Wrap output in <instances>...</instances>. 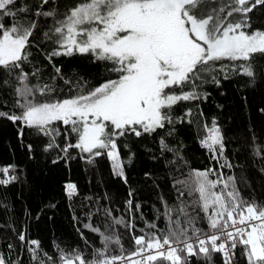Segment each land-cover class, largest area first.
Wrapping results in <instances>:
<instances>
[{
	"label": "trees",
	"instance_id": "obj_1",
	"mask_svg": "<svg viewBox=\"0 0 264 264\" xmlns=\"http://www.w3.org/2000/svg\"><path fill=\"white\" fill-rule=\"evenodd\" d=\"M77 2L49 0L40 9L42 0H17L13 6L25 5L29 9L17 13V19L36 22L27 49L31 55L22 63L24 72L29 73L28 84H47L54 89L48 96L36 95L37 101L73 95L77 81L86 82L91 88L117 78V74L109 71L111 65L94 59L91 53L74 51L72 55L48 59V54L58 48L55 37L48 39L44 35L49 32L53 18L36 17L34 13L37 9L54 8L61 17ZM229 3L230 0H205L202 8L219 9ZM228 10L225 7L220 14L222 19ZM240 18L239 14L228 17L229 20ZM4 22L7 24L8 18ZM246 24L247 32L264 31V5L258 4L247 13ZM53 65L61 69L64 79L56 75ZM253 69L254 79L243 75L240 69L237 71L241 74L229 72L227 79L224 73H213L219 84L206 76L203 83L196 82L194 89L191 86L184 89L196 91L200 98L173 105L172 124L166 123L163 129L139 137L134 134L119 137L116 143L124 164V177L114 173L106 149L100 150L102 154L98 156L74 147L65 152L66 145L76 143L77 138L66 133L59 122L55 125L59 134L53 141L35 128L22 126L20 121L13 123L0 117V169L11 166L8 176L16 177L7 185H0V256L6 264H62L61 255L74 252L88 261L105 247L109 257L132 256L138 247L134 238L141 235L162 236L169 228L179 227L187 229L188 236L194 238L192 225L188 223L190 218L195 228L210 232L207 216L196 203L198 193L190 194L189 186L176 183L188 180L189 174L196 170H215L209 177L213 180L221 173L224 179L234 177L243 200L264 206V55H255ZM17 74L18 70L9 73L0 69V112L22 111L15 106ZM65 80L73 81L72 92ZM213 121L224 138L223 156L209 152L201 144L207 133L205 125L210 128ZM161 139L167 148L161 147ZM49 143L59 147L48 148ZM214 155L219 159H214ZM225 159L231 167L221 168ZM2 178L4 173L0 172ZM68 182L76 185L71 196L66 191ZM222 187L219 185L216 191ZM211 214L210 209L207 215ZM117 220L124 222L116 223ZM93 228L100 232L92 231ZM21 235L24 240L20 239ZM105 236H110L112 242L106 245ZM117 239L119 244L115 243ZM32 241H37L39 246ZM234 253V264H248L242 245L237 244ZM154 264L170 262L158 260ZM188 264L225 262L222 253H211L210 258L189 257Z\"/></svg>",
	"mask_w": 264,
	"mask_h": 264
},
{
	"label": "snow or ice",
	"instance_id": "obj_2",
	"mask_svg": "<svg viewBox=\"0 0 264 264\" xmlns=\"http://www.w3.org/2000/svg\"><path fill=\"white\" fill-rule=\"evenodd\" d=\"M16 3L17 0H0V69L9 73L18 70L15 106L22 111L19 114L0 112V117L13 123L20 121L22 126L35 128L53 141L59 134L55 126L59 122L66 133L75 134L77 138L76 143L66 145L65 152L74 147L98 156L102 154L100 150L106 149L114 173L121 177H124V164L116 143L119 137L127 134L139 137L163 129L166 123L172 124L173 105L200 98L196 91L184 89L190 86L194 89L196 82L203 83L206 76L219 84L213 73H224L227 79L229 72L241 74L237 71L240 69L243 75L254 79V57L264 55V31L249 33L245 30L249 27L247 13L258 4L264 5V0H230L225 6L230 10L223 19L220 14L225 7L205 11L202 8L205 0H78L61 17L54 8L41 11L49 3L42 0L34 15L53 18L51 35L49 32L44 35L48 39L55 37L54 43L58 45L48 54V59L72 55L74 51L91 53L94 59L111 65L109 71L117 74V78L91 88L86 82L77 81L73 95L37 101L36 95L48 96L54 89L47 84H28L29 73L24 72L22 63L31 55L27 49L36 22L17 19V13H26L29 9L25 5L14 8ZM234 14L241 18L229 20ZM4 18H8L7 24ZM223 61L241 63L225 65ZM53 68L56 75L64 79L61 69L55 65ZM65 83L72 92L73 81L65 80ZM205 128L207 133L202 146L223 156L225 145L220 128L215 121L210 128L207 125ZM22 131L23 128L21 134ZM47 147L59 145L49 143ZM161 147H168L163 139ZM219 156L213 158L219 159ZM223 167H231V164L225 159ZM10 168L0 169L4 173L0 185L15 180V176H8ZM214 171L196 170L189 174L188 180L176 181L189 186L190 194L198 193L196 203L206 214L211 232L195 228L190 218L188 223L192 225L194 242L187 229L179 227L169 228L162 236L135 237L138 247L132 255L141 259L131 260V264H154L158 260L188 264L189 257L210 258L211 253H222L225 264H231L237 244L244 247L248 264H264V206L243 200L234 177L224 179L221 173L217 179H210ZM219 185L223 187L216 191ZM66 188L69 196L75 194V184L69 183ZM128 203L131 206V201ZM210 209L212 214L207 215ZM169 220L171 223L170 217ZM176 223L178 225L179 221ZM92 231L100 232L98 228ZM20 239L24 240V236ZM104 240L106 245L112 242L110 236H105ZM31 243L39 246L37 241ZM115 243L119 244V240ZM60 259L62 264H117L130 257H109L105 247L88 261L79 252L62 254ZM0 264H6L2 256Z\"/></svg>",
	"mask_w": 264,
	"mask_h": 264
},
{
	"label": "built area",
	"instance_id": "obj_3",
	"mask_svg": "<svg viewBox=\"0 0 264 264\" xmlns=\"http://www.w3.org/2000/svg\"><path fill=\"white\" fill-rule=\"evenodd\" d=\"M69 183L74 184V183H72V182H68V183H66V186H67V184H69ZM66 191H67V188H66ZM210 232H211V231H210ZM210 232H208V233H210ZM201 237L203 238V234L201 235ZM194 239H195V238H193V242H194ZM218 243H220V241H218ZM173 246H175V245H173ZM182 246H183V245H181V247H182ZM234 255H235V253L232 254V257H231V264H234V261H233ZM122 256H125L126 258H127V257H130V259H126L125 261H117V264H131V260L141 259V257L135 256V255H132V256L122 255Z\"/></svg>",
	"mask_w": 264,
	"mask_h": 264
},
{
	"label": "rangeland",
	"instance_id": "obj_4",
	"mask_svg": "<svg viewBox=\"0 0 264 264\" xmlns=\"http://www.w3.org/2000/svg\"><path fill=\"white\" fill-rule=\"evenodd\" d=\"M250 33V32H249ZM253 33V32H252ZM111 159V158H110ZM112 161V160H111Z\"/></svg>",
	"mask_w": 264,
	"mask_h": 264
}]
</instances>
